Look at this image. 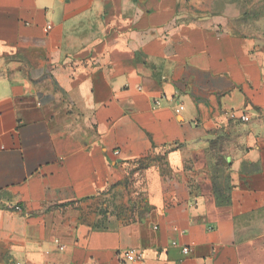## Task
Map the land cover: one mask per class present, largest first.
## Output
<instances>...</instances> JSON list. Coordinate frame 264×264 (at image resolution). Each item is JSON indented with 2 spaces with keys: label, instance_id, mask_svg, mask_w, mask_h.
<instances>
[{
  "label": "crops",
  "instance_id": "0c3cea01",
  "mask_svg": "<svg viewBox=\"0 0 264 264\" xmlns=\"http://www.w3.org/2000/svg\"><path fill=\"white\" fill-rule=\"evenodd\" d=\"M215 23L193 0H0V264H264V47ZM161 151L147 216L96 227L80 205Z\"/></svg>",
  "mask_w": 264,
  "mask_h": 264
},
{
  "label": "rangeland",
  "instance_id": "374dc122",
  "mask_svg": "<svg viewBox=\"0 0 264 264\" xmlns=\"http://www.w3.org/2000/svg\"><path fill=\"white\" fill-rule=\"evenodd\" d=\"M203 19L215 21L217 31L251 40L264 47V0H193ZM169 155L155 153L144 159L122 161L116 166L121 183H106L89 206L80 205L85 215L94 217L96 227L111 228L139 222L149 213L151 175H164ZM166 166V167H165ZM85 206L87 208H85Z\"/></svg>",
  "mask_w": 264,
  "mask_h": 264
},
{
  "label": "built area",
  "instance_id": "2783aa9c",
  "mask_svg": "<svg viewBox=\"0 0 264 264\" xmlns=\"http://www.w3.org/2000/svg\"><path fill=\"white\" fill-rule=\"evenodd\" d=\"M232 117H234V114L232 115ZM240 120L242 122H248L249 116L244 114L240 117ZM116 154H118V153H116ZM185 252L187 253L188 250L185 249ZM124 259L126 262H131V263H135V264H146L145 255L142 251L129 250L125 253Z\"/></svg>",
  "mask_w": 264,
  "mask_h": 264
}]
</instances>
